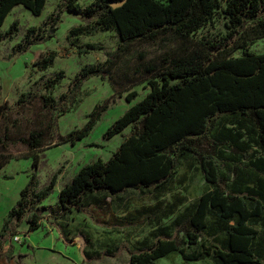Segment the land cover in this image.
<instances>
[{"label":"trees","instance_id":"trees-1","mask_svg":"<svg viewBox=\"0 0 264 264\" xmlns=\"http://www.w3.org/2000/svg\"><path fill=\"white\" fill-rule=\"evenodd\" d=\"M46 1L0 0V26L17 6L41 16ZM77 1L61 0L56 14L41 26L28 28L13 51L25 52L53 39L63 12L79 15L85 22L69 29L67 37L73 44L81 36L113 32L118 46L104 62L83 66L58 100L49 92L65 73L47 78L43 88L48 94L38 97L45 111L53 112L75 98L91 77L107 79L113 91L121 88L113 73L135 42L163 39L179 42L182 48L166 54L161 67L152 62L137 66L135 70L156 71L150 91L115 120L103 137L111 139L129 128L128 135L107 161L96 160L79 169L58 193L54 210L41 204L52 192L56 174L37 191L38 156H32L34 172L4 219L0 248L6 236L18 234L10 231L12 221L28 211L32 212L29 231H34L45 211H55L67 221L79 213L85 196H115L132 188L151 191L155 202L134 210L127 219H150L158 225L134 242L130 264H157L175 256L184 262L264 264V53L251 50L257 40L264 39V0H94L86 7ZM217 18L223 20V35L193 38ZM17 31L14 21L0 38L12 39ZM84 47L97 49L93 44ZM237 52L241 55L235 56ZM55 57L52 51L40 53L31 67L45 71ZM122 77L127 78L126 73ZM136 96L131 92L125 99L131 102ZM22 99L23 95L17 103ZM107 108V102L94 106L85 125L71 131L63 142L74 144L87 137ZM8 109L0 94V121ZM50 129L51 124L46 130H32L20 142L38 151ZM9 159L0 154V170ZM193 171L202 173L208 188L189 202L186 183ZM180 187L182 192L177 191ZM163 220L169 223L161 225ZM65 226L61 223L64 237Z\"/></svg>","mask_w":264,"mask_h":264},{"label":"rangeland","instance_id":"rangeland-1","mask_svg":"<svg viewBox=\"0 0 264 264\" xmlns=\"http://www.w3.org/2000/svg\"><path fill=\"white\" fill-rule=\"evenodd\" d=\"M93 1L78 0L77 3L86 7ZM60 2L61 0H47L39 17H34L22 6H17L0 26V34H4L12 22L18 23V31L12 39L0 38L1 103H6L9 108L8 115L0 121V154L10 157L0 170V230L7 213L15 206L20 191L34 172L32 156H38L35 171L37 191L42 190L56 174L55 186L41 204L49 207V211L54 210L58 193L70 183L79 169L96 160L107 161L128 135L129 128L111 139L103 137L115 120L150 91V81L156 71L147 73L143 69L135 70L137 66L152 62L161 67L162 58L166 54L173 55L182 48L179 42H167L163 39L135 42L130 45L129 53L119 61L113 73L121 88L113 91L107 79L91 77L83 83L75 98H70L53 112L45 111L38 97L48 94L43 88L47 78L59 71L65 73L60 84L49 92L51 97L58 100L61 95L67 94L73 77L83 66L104 62L107 54L114 52L118 46V38L113 32L81 36L73 44L67 37L69 29L85 22L79 15L63 12L53 39L33 45L25 52H14L13 48L21 41L25 31L30 27L41 26L51 14H56V5ZM221 34H224L223 20L217 18L213 25H206L193 38L214 39ZM86 44H93L97 49L87 50L84 47ZM83 50L87 53H80ZM251 50L264 53V39L257 40ZM49 51L56 55L50 68L37 71L31 67L38 54ZM140 55L143 58H139ZM239 55L240 52L235 54ZM123 73H126L127 78L122 77ZM131 92H136L137 96L127 102L125 97ZM22 95L23 102L17 103ZM104 102L108 103V108L87 137L74 144L63 142L71 131L80 130L85 125L94 106ZM49 124L51 129L40 150L32 152L20 142L32 130H46ZM186 187L189 202L208 188L199 171L190 173ZM179 190L182 192V187L177 189ZM154 202L153 193L141 189L129 188L115 196L93 193L84 197L79 213L72 215L67 221L61 219L55 211H45L40 227L34 231H29L32 212L28 211L22 219L12 221L10 231L15 230L18 234L10 238L6 236L0 248V264H130L134 242L145 237L158 224L150 219L127 218L134 210L150 206ZM61 223L66 225V238ZM168 223L163 220L161 225ZM77 235H82L87 242L84 256L80 253L79 244L74 241ZM181 236L182 233L178 237ZM157 264L212 262L209 259L184 262L181 256H175L162 258Z\"/></svg>","mask_w":264,"mask_h":264},{"label":"water","instance_id":"water-1","mask_svg":"<svg viewBox=\"0 0 264 264\" xmlns=\"http://www.w3.org/2000/svg\"><path fill=\"white\" fill-rule=\"evenodd\" d=\"M121 3H118V4H114L112 5L113 7H116V6H120ZM74 241L76 243L79 244V247H80V253L82 256H84V248L87 244L86 240H84V237L82 235H77L75 238H74Z\"/></svg>","mask_w":264,"mask_h":264},{"label":"built area","instance_id":"built-area-1","mask_svg":"<svg viewBox=\"0 0 264 264\" xmlns=\"http://www.w3.org/2000/svg\"><path fill=\"white\" fill-rule=\"evenodd\" d=\"M15 239H17V237Z\"/></svg>","mask_w":264,"mask_h":264}]
</instances>
